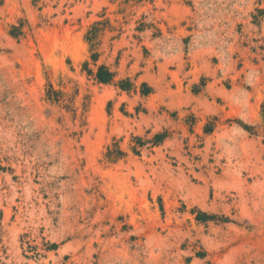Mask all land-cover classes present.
<instances>
[{
	"label": "rangeland",
	"instance_id": "obj_1",
	"mask_svg": "<svg viewBox=\"0 0 264 264\" xmlns=\"http://www.w3.org/2000/svg\"><path fill=\"white\" fill-rule=\"evenodd\" d=\"M0 264H264V0H0Z\"/></svg>",
	"mask_w": 264,
	"mask_h": 264
},
{
	"label": "trees",
	"instance_id": "obj_2",
	"mask_svg": "<svg viewBox=\"0 0 264 264\" xmlns=\"http://www.w3.org/2000/svg\"><path fill=\"white\" fill-rule=\"evenodd\" d=\"M115 75L109 71L106 67L102 66L99 68L98 73L96 75L97 80L102 84H110L113 82ZM130 86L126 84L121 86V89L127 90Z\"/></svg>",
	"mask_w": 264,
	"mask_h": 264
}]
</instances>
